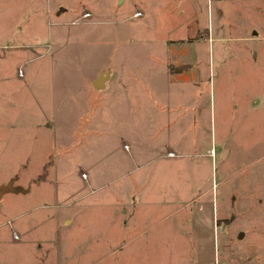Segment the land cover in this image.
<instances>
[{
    "label": "rangeland",
    "instance_id": "obj_1",
    "mask_svg": "<svg viewBox=\"0 0 264 264\" xmlns=\"http://www.w3.org/2000/svg\"><path fill=\"white\" fill-rule=\"evenodd\" d=\"M135 11L143 12L140 0H0V44H8L0 47V185L12 182L15 188L0 197V264H34L28 250L38 245L36 239H47L53 228H62L64 216L73 222L70 234L60 237L75 239L70 246L74 257L90 252L83 237L91 234H81L78 228L103 226L102 246L111 253L103 264L117 257L119 264H128L124 262L129 255L131 264H191L195 243L183 237L180 222L185 223L186 215L188 221L192 207L180 208L200 201L199 194L217 202L223 220L207 243L216 258L213 264L229 263L228 244L238 253L231 263L263 264L264 257L250 253L246 239L238 237L246 217L264 218V44L261 50L257 46L256 60H244L232 71L228 64L224 72L215 68L210 80L199 83V122L186 135L177 130L154 134L145 127L146 140L154 134L163 143L172 133L184 134L191 142L172 148L176 158H156L141 169L148 180L122 203L115 197L132 189L129 177L112 180L119 172L111 169L105 179L89 184L86 175L92 171L81 161V138H60V128L45 125L57 124L60 110L72 107L77 81L73 68H101L107 63L101 49L117 48L116 42L126 36L133 44H146V16H132ZM161 29L156 33L162 38ZM183 84L193 89L192 83ZM82 99L87 108L86 94ZM116 123L126 128L124 119ZM71 126L67 129L73 135ZM123 137L132 143L131 136ZM48 161L54 167L45 182L40 176Z\"/></svg>",
    "mask_w": 264,
    "mask_h": 264
},
{
    "label": "crops",
    "instance_id": "obj_2",
    "mask_svg": "<svg viewBox=\"0 0 264 264\" xmlns=\"http://www.w3.org/2000/svg\"><path fill=\"white\" fill-rule=\"evenodd\" d=\"M140 1L143 12L135 11L132 16L137 12L140 13L138 16H146V44L143 46L133 44L130 41L131 37L128 39L126 36L125 40H122L124 43L120 42V39L116 42L117 48L112 47L109 50L107 48L103 51L101 49L100 54L105 52L107 62L101 68L88 72L82 66L73 68L74 77L77 79L72 96L74 104L72 103L70 108L60 110L61 117L55 118L57 124L52 125L45 121V125L51 130L54 127L60 128V138L66 136L81 138L82 145L78 147L81 161L92 171L90 177L86 175L89 184L105 179L111 169L115 173L119 172L112 180L121 179L123 176L129 177L132 189L117 192L115 198L120 203L123 199H127L131 190L138 189L139 184L142 186L141 182L148 180L141 175V169L156 158H165V160L176 158L178 154L174 153L172 148L182 142H191L190 139H184L187 129L199 122L200 102L196 99L201 91L195 90L199 83L210 80L211 71L214 72L215 68L224 72V66L228 64V69L232 71L234 66L239 68L238 63L244 60L251 63L258 58L257 46L260 44L261 50L264 44V0ZM16 26L14 24V28ZM161 28L164 30L162 38L156 33ZM225 40L228 44L222 45L221 42ZM215 43H217L216 49H214ZM1 46L8 47V44H0ZM106 73L108 78L103 88H94L93 82L99 75ZM183 82L192 83L193 89L186 87ZM85 94L88 99L87 108H84L82 103ZM190 99L194 100L192 105L189 104ZM75 108L81 113H75ZM177 110L180 112L173 117V112ZM70 114H72L71 118L68 117ZM120 118L125 120L126 128L121 129L116 123ZM69 124H72L73 135L67 129ZM145 127L154 134L158 131L160 133V131L177 130L185 135L176 137L172 133H167L165 141L160 143L156 135L153 137L154 134L147 140L142 137V133L146 131ZM117 134L121 137L118 145ZM123 136H131L132 143L128 144L126 137ZM126 143L129 148L125 150ZM121 146L124 150H122L123 154L119 155L117 149L121 150ZM152 152L156 154L150 158L148 154ZM169 152L173 155H169ZM179 154L185 155V153ZM106 163L107 169L98 168L99 164ZM53 167L54 164L50 161L45 174L40 178L48 175L49 169ZM81 172V174L86 173ZM44 181L46 182V177ZM100 187L102 186L94 189ZM212 188L213 186L208 191L211 192ZM201 196L202 194H199L196 199L200 201L188 202L180 208L182 211L188 208L186 206L192 207L188 210L191 212L188 221L187 215L185 223L180 219L181 225L185 228L181 233L188 241L195 243L193 257L195 261L193 263L191 261V264H213L216 258L207 243L214 240L216 228L223 225V220L219 218L217 202L203 199ZM224 221L229 222V219ZM72 222L71 217L64 216L62 228H53L47 239L34 241L38 242V245L34 244L28 250V255L31 256L30 259L34 264L106 262L111 253L106 254L102 246L106 233L103 226H94L93 229L78 228L81 234H91L90 237L86 235L83 237L90 245L88 246L90 252L79 254L78 257L73 256L70 246L75 239L72 236L60 237L63 234H70ZM243 222L242 233L238 238L242 241L246 239L245 247H249L250 253L264 257V218L246 217ZM24 234L23 232L25 237ZM236 254L238 253L235 245L228 244L225 250V257L229 262L227 264H233L231 261ZM241 254L245 255L246 251L241 250ZM129 256L124 263L131 264L132 260ZM119 263L122 261L117 257L109 264Z\"/></svg>",
    "mask_w": 264,
    "mask_h": 264
},
{
    "label": "water",
    "instance_id": "obj_3",
    "mask_svg": "<svg viewBox=\"0 0 264 264\" xmlns=\"http://www.w3.org/2000/svg\"><path fill=\"white\" fill-rule=\"evenodd\" d=\"M108 74L99 75L98 78L93 82V86L96 89H102L104 86L105 80L108 78ZM6 190H14V187H12V182H10L8 185H0V196L6 191Z\"/></svg>",
    "mask_w": 264,
    "mask_h": 264
},
{
    "label": "trees",
    "instance_id": "obj_4",
    "mask_svg": "<svg viewBox=\"0 0 264 264\" xmlns=\"http://www.w3.org/2000/svg\"><path fill=\"white\" fill-rule=\"evenodd\" d=\"M49 164H50V161L46 162L45 165L43 166V170H42L43 171V174H45V172H46Z\"/></svg>",
    "mask_w": 264,
    "mask_h": 264
},
{
    "label": "built area",
    "instance_id": "obj_5",
    "mask_svg": "<svg viewBox=\"0 0 264 264\" xmlns=\"http://www.w3.org/2000/svg\"><path fill=\"white\" fill-rule=\"evenodd\" d=\"M88 15H89V13L86 12V13H84L82 16H83L84 18H86V17H88ZM169 155H173V153H172V152H169Z\"/></svg>",
    "mask_w": 264,
    "mask_h": 264
}]
</instances>
